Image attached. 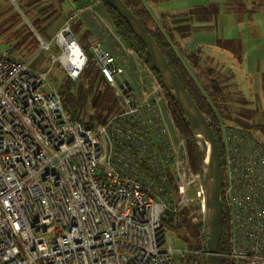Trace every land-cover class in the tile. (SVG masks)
I'll use <instances>...</instances> for the list:
<instances>
[{"label": "built area", "instance_id": "built-area-1", "mask_svg": "<svg viewBox=\"0 0 264 264\" xmlns=\"http://www.w3.org/2000/svg\"><path fill=\"white\" fill-rule=\"evenodd\" d=\"M89 49L120 107L94 127L64 110L48 70L0 48V264H175L183 250L164 210L193 200L204 220L191 137L175 125L165 89L143 66L135 92L110 50L96 39ZM219 136L229 225L219 256L264 264V139L223 123ZM169 179L177 203L167 197Z\"/></svg>", "mask_w": 264, "mask_h": 264}, {"label": "crops", "instance_id": "crops-1", "mask_svg": "<svg viewBox=\"0 0 264 264\" xmlns=\"http://www.w3.org/2000/svg\"><path fill=\"white\" fill-rule=\"evenodd\" d=\"M30 1L36 7L50 5L59 15L56 23L62 17L69 24L76 23L73 36L80 48L82 43L89 49L96 39L120 65L128 67L125 43L118 38L101 0ZM142 1L152 27L162 32L181 58L219 122L226 117L215 108L218 98L220 104L229 106L222 110L231 114L226 123L263 140L264 0ZM124 77L128 80L125 71Z\"/></svg>", "mask_w": 264, "mask_h": 264}, {"label": "trees", "instance_id": "trees-1", "mask_svg": "<svg viewBox=\"0 0 264 264\" xmlns=\"http://www.w3.org/2000/svg\"><path fill=\"white\" fill-rule=\"evenodd\" d=\"M101 1L118 36L128 48L145 62L157 78L160 86L163 88L157 72L151 66L150 60L145 54V48L141 41L134 35L126 21L112 7H110L108 3L104 0ZM123 1L154 38L168 64L208 120L216 137L220 154L222 155V144L219 136V120L212 106L207 102L201 88L191 78L187 67L182 62L181 58L175 53L162 32L158 28L152 27L150 23V12L143 1ZM32 7L34 12H31L29 9H25V12L32 17L31 24L34 30L24 24L20 19V15L13 9L11 15L0 18L1 48L8 47L11 52L22 61H26L28 57H35V55L41 53V51H38L40 43L35 36V32L42 39L47 40L49 36L47 30L59 16L50 5ZM76 26V23L69 24L72 34L75 32ZM81 48L85 53L86 60L81 68L80 75L77 76L76 79H71V77L61 79L56 87L64 110L67 111L74 120H77L86 126L94 127L95 125L104 123L112 114L118 112L120 107L114 96L113 89L108 85L100 72L91 52L86 54V48ZM102 82L106 84L103 86V90L100 88ZM108 88L111 90V96L107 92ZM166 96L174 122L183 134L187 137H191L183 114L179 110L177 104L167 93ZM188 152L192 170L200 172V152L192 137L188 141ZM169 183L171 186V179H169ZM167 197L174 203L178 202L179 197L175 186L172 185L170 187V190L167 192ZM202 220L200 212L193 206L178 207L177 211L172 214L171 218L163 216V222L165 223L167 231L175 233L185 245V249H182L183 252L179 254L181 257L176 264H205L206 227L204 220ZM220 233L221 235L218 246L219 252L226 249L229 237V225L225 211H223L220 220ZM221 262L222 264H235L231 259L224 257H221Z\"/></svg>", "mask_w": 264, "mask_h": 264}, {"label": "water", "instance_id": "water-1", "mask_svg": "<svg viewBox=\"0 0 264 264\" xmlns=\"http://www.w3.org/2000/svg\"><path fill=\"white\" fill-rule=\"evenodd\" d=\"M104 1L126 21L134 35L143 44L145 54L149 58L151 66L157 72L159 80L166 93L173 99L183 114L189 133L198 147L200 152V172L202 176L206 207L204 216V224L206 227V251L204 263L222 264L218 251L221 235L220 220L223 214V204L220 199V189L222 184L221 156L212 128L193 98L184 88L181 80L168 64L154 38L127 7L124 1ZM68 34L70 38L76 42L70 31ZM85 60L86 58L84 55L83 64ZM164 215L169 218L172 217V213L169 209L164 210Z\"/></svg>", "mask_w": 264, "mask_h": 264}, {"label": "rangeland", "instance_id": "rangeland-1", "mask_svg": "<svg viewBox=\"0 0 264 264\" xmlns=\"http://www.w3.org/2000/svg\"><path fill=\"white\" fill-rule=\"evenodd\" d=\"M19 3H20V6L21 8L23 9V12L25 14V17H26V20H24V18H22L20 16V19L22 20V22L24 24H26L27 26H29L32 30L33 27H32V24H31V21H32V17L25 12V9H29L31 12H34V9H33V1L31 2L30 0H17ZM34 4H36V2H34ZM63 8H65V6L63 5ZM12 9L14 11H16V9L14 8V6L12 5V3L9 1V0H0V18L2 17H7L8 15H11L13 13ZM17 12V11H16ZM18 13V12H17ZM19 14V13H18ZM20 15V14H19ZM74 21H71L70 20V23H73ZM69 23L67 22L66 19H64V17H62V19L59 21V22H54L50 27L49 29L47 30V33H49V36L47 38V40L45 39H42L36 32H35V36L36 38L38 39V37L43 40L44 42L47 43L48 45V48H45V46H39L38 48V51H41V53H39L38 55H35L34 56H30L26 59V62H28V65L30 68L34 69V70H41V71H46L48 70V75H49V78L50 80L57 86L58 83L61 81V79H64L66 77H71V79H76L77 76L80 75V72H81V68L83 67V65L81 66V68L79 69V71L77 72V75L75 78L72 77V73L65 67V65L61 62V60L59 59V55L62 53V49L61 47L59 46L57 40H56V37H57V34L59 32H63V33H66V32H71L72 31L70 30L69 28ZM66 29V30H64ZM121 41V38L118 37ZM39 41V39H38ZM40 43V42H39ZM84 48H86V54H89L90 53V50L85 46L83 45L82 43H80ZM123 47L127 50V55L125 54L126 56V59H127V62H128V67H124V71H125V74L128 78V80H130V83L132 84V86L135 88V92H137V87L135 86V79L137 77V75H140L141 72L143 71V66L146 67L147 65L145 64V62L140 59L136 53H134L130 48L127 47L126 44H123ZM1 48V46H0ZM84 53V51H83ZM85 55V53H84ZM54 57V59H53ZM145 64V65H144ZM97 65V64H96ZM144 74V72H142ZM106 85L102 82V85L100 86V88L103 90V86ZM107 87V86H106ZM107 92L110 94L111 96V90L108 88L107 89ZM219 97V96H218ZM216 101H218V104L216 105V110L218 112H221L222 114H225L223 116H225L226 118H223L222 121L223 122H219L218 124H224V125H227V126H233L235 127L234 125L232 124H228L226 122H228L230 119V111H223L222 110H226L229 109V106L227 105H223V104H220L221 102V99L218 98L216 99ZM114 112V111H113ZM171 113V112H170ZM172 117V115H171ZM231 118H235V117H231ZM173 119V118H172ZM174 121V119H173ZM175 123V122H174ZM176 125V123H175ZM177 126V125H176ZM178 127V126H177ZM250 130V129H249ZM184 206H194V202L193 200H189L186 202V204ZM201 215V214H200ZM197 216L199 217V215L197 214ZM202 217V216H201ZM198 219V218H197ZM196 219V220H197ZM203 219V218H202ZM203 221V220H202ZM168 235H170L171 239H172V243L174 245V247L178 248V249H185V245H184V242L178 238V236L175 234V233H172L170 231H168ZM180 253H177L175 255V264L178 263V260L180 259Z\"/></svg>", "mask_w": 264, "mask_h": 264}, {"label": "bare ground", "instance_id": "bare-ground-1", "mask_svg": "<svg viewBox=\"0 0 264 264\" xmlns=\"http://www.w3.org/2000/svg\"><path fill=\"white\" fill-rule=\"evenodd\" d=\"M56 40L62 49L59 59L72 74H75L83 65L84 54L82 50L79 45L72 38H70L68 32H59Z\"/></svg>", "mask_w": 264, "mask_h": 264}, {"label": "clouds", "instance_id": "clouds-1", "mask_svg": "<svg viewBox=\"0 0 264 264\" xmlns=\"http://www.w3.org/2000/svg\"><path fill=\"white\" fill-rule=\"evenodd\" d=\"M70 50H71V46H70Z\"/></svg>", "mask_w": 264, "mask_h": 264}]
</instances>
